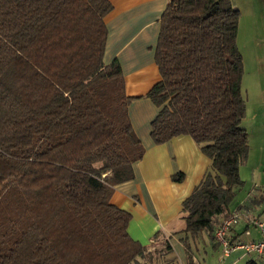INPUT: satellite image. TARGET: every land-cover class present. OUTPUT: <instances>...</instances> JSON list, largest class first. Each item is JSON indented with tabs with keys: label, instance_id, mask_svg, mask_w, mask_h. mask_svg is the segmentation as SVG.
<instances>
[{
	"label": "trees",
	"instance_id": "obj_1",
	"mask_svg": "<svg viewBox=\"0 0 264 264\" xmlns=\"http://www.w3.org/2000/svg\"><path fill=\"white\" fill-rule=\"evenodd\" d=\"M111 10L107 0H0V264L173 263L168 239L150 253L110 203L144 154L120 65L103 62ZM239 17L231 0H169L146 95L158 108L153 143L188 136L210 161L181 212L188 238L205 234L213 249L249 151Z\"/></svg>",
	"mask_w": 264,
	"mask_h": 264
},
{
	"label": "crops",
	"instance_id": "obj_2",
	"mask_svg": "<svg viewBox=\"0 0 264 264\" xmlns=\"http://www.w3.org/2000/svg\"><path fill=\"white\" fill-rule=\"evenodd\" d=\"M107 1L112 10L104 20L107 36L103 62L108 65L117 60L120 65L125 94L131 99L127 115L144 148L141 160L133 164V179L115 186L110 203L130 214L127 233L132 240L150 247L166 238L171 246L167 258H173L174 264H188L184 240L203 248L208 241L212 247L205 234L188 238L181 212L182 201L202 180L210 161L188 136L153 143L151 122L158 108L146 96L159 80L155 50L160 17L169 0ZM231 1L240 14L236 42L242 57L241 90L246 105L241 126L248 135L249 151L239 169L243 187L232 204L242 218L229 236L230 240L248 242L261 236L246 220L264 219V0ZM178 173L183 175L182 181H172ZM250 199L254 204L245 206ZM156 233H160L158 238H154ZM213 244L214 250L221 249V264H264V253L246 254L236 249L223 255L222 248L215 241ZM198 251L191 249L194 264L201 259Z\"/></svg>",
	"mask_w": 264,
	"mask_h": 264
},
{
	"label": "built area",
	"instance_id": "obj_3",
	"mask_svg": "<svg viewBox=\"0 0 264 264\" xmlns=\"http://www.w3.org/2000/svg\"><path fill=\"white\" fill-rule=\"evenodd\" d=\"M242 218L241 213L237 210L230 212L229 216L223 219L214 233V238L216 243L222 248L223 255H228L230 252L240 249L243 250L246 254H257L261 255L264 253V219H259L256 217H250L248 224L256 228L260 233V240L258 241H248L242 242L237 240H230L231 230L238 224ZM249 232L246 231L245 235H248Z\"/></svg>",
	"mask_w": 264,
	"mask_h": 264
},
{
	"label": "rangeland",
	"instance_id": "obj_4",
	"mask_svg": "<svg viewBox=\"0 0 264 264\" xmlns=\"http://www.w3.org/2000/svg\"><path fill=\"white\" fill-rule=\"evenodd\" d=\"M241 91H242V96L244 97L245 96L244 91L243 90H241ZM243 125H246V123H243ZM206 245H208V246H204V248H203L199 245L194 246V245H192V243L190 244L192 251L195 253V250L197 248L199 250L198 252H200V255L198 254V256L201 257V259H204V262L201 261V259H199L198 263L199 264H221V262H219V258L221 256V249L218 248L217 250H214L211 246H209L208 241L206 242ZM154 250L155 251L159 250V251H162L163 253H165V251L163 250V246H162L161 242H158L156 245H152V247L149 248L150 253L153 252ZM204 250H206L207 255L204 254ZM198 252H196V253H198ZM235 255L236 254H232L231 257H234ZM165 258L170 259V258H167V256ZM225 259H227V258H224V260ZM139 263L143 264L144 261H140ZM173 264H174V262H173Z\"/></svg>",
	"mask_w": 264,
	"mask_h": 264
}]
</instances>
